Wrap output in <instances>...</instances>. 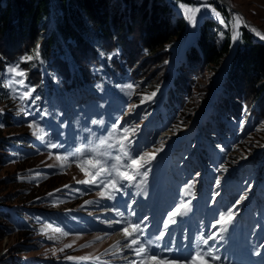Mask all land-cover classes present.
Listing matches in <instances>:
<instances>
[{
  "label": "rangeland",
  "instance_id": "rangeland-1",
  "mask_svg": "<svg viewBox=\"0 0 264 264\" xmlns=\"http://www.w3.org/2000/svg\"><path fill=\"white\" fill-rule=\"evenodd\" d=\"M163 1L170 6L172 19L182 18L185 26L175 42L168 44L158 55L152 56L142 50L138 25L134 24L137 31L133 33H128L125 28L118 31L120 45L123 46L125 53L128 55L130 64L134 65V69L140 64L141 67L139 69L145 76L144 78L148 77L151 83H157L159 88L154 96L142 93L146 89L142 90L140 87V83L144 78L139 75L138 77L134 76L136 77L134 79H127L116 85L115 88L120 98L122 100L124 98L130 100L129 102L126 101L125 104L120 103L123 106L112 102L109 97L104 98L102 90H90V92L84 91V93L77 91L75 100L68 99L70 112L68 109H60L59 103L49 111H34L31 113L33 104L30 98L24 101L23 104L18 98L19 94L26 89L15 86L16 91L13 92L7 86L9 77L5 69L8 66L3 67V76L0 78L3 85L8 87L9 92L6 99H0V111L8 115L15 114V117L20 115L23 123L17 127L1 128V136L12 137L16 134H24L27 137L31 136L33 142L29 146L20 145V152H16L14 157H10L9 150L11 146L6 148V156L10 158L0 166V208L12 211L23 226L22 231L16 232L13 230L9 235L1 237L0 260L4 258L11 261L22 259L25 262H29L28 264H63V261L69 260L67 257H103L111 259L112 262H114V259L118 260L125 257L124 253L119 257L114 256V258L110 255V251L112 253L116 251L115 247H113L117 245L115 243L117 240L116 235L105 237L95 231L97 225L101 227L102 224L108 222L106 211L103 208L105 200L99 195V192H94L90 184L78 183V181L84 180L85 176L76 167L77 161L70 155L76 148L86 149L97 146L99 140L107 137L117 122L119 125L117 137H119L124 128L130 130L129 138L131 143L128 144V151L132 156H138L145 152L155 154V158L145 166L148 175L152 174V177H154L161 158L162 160H169L175 153V164L170 161L169 167L172 175L175 167L179 165L186 177L191 182L197 183L199 179L198 167L200 161H202L208 166L210 173L208 175L213 178V181L216 180L215 192L218 197H221L224 191L231 194L232 204L237 208L235 210L231 209L234 214L240 213V209L245 204L244 202H246L250 193L255 194L251 202L253 203L252 211H255L254 208L261 205L264 212V180L261 175L264 168V155L260 156V151L255 150L258 147L252 149L248 155H244L240 146H235L234 148L230 146V148L224 149L219 144L215 148V151L218 152L216 156L219 153L225 157L235 156L238 165L236 168H240L238 171L221 169L220 173L216 175L211 167V161L217 165L218 159H214L213 154H211L208 137H214L218 133L215 124H221V122L214 120L212 122L214 129L209 125L210 122L207 124V121H210V112L215 111L214 107L219 102L218 91L220 85H222L226 63H223L218 71H214L211 65L209 68H200L198 62L193 61V59L188 63V57L186 56L187 50L196 45L203 22L208 20L217 23L222 31L220 42L224 37V32L230 30L232 34L230 22L234 15L242 17L244 25L248 22L251 29L254 28L264 34V0H223L228 6L220 3L219 0H182L185 4L196 5L203 3L215 9L229 23L227 29L219 23L209 7L202 9L197 16L195 26H193L185 19L179 9L180 0ZM222 9H225L228 13L227 18L222 16ZM51 26V21H49L48 26L40 32V35H44L51 29ZM239 32L241 35V28ZM252 33L254 34V32ZM239 39L234 42L233 46L239 43ZM105 42L108 47H112L108 39ZM16 49H19V46L8 45L5 41L1 42V50L10 59L13 58L11 51ZM141 50L142 52H140ZM73 51L77 56V62L83 67L82 71L84 74L94 75L99 73L97 66L99 60L96 59L91 50L79 46L75 47ZM110 56L112 57L113 54L110 53ZM131 56L138 62L134 64ZM1 57L0 55V59ZM63 63V57L60 54L55 55L51 60V79L57 86H61V80L67 73ZM0 65H2V62H0ZM20 67L24 69L22 66ZM168 73L170 79L166 80L165 76ZM175 75L178 78V86L176 95L173 96V93L172 95L168 94V88ZM34 77L35 74H33ZM183 80H192V89L188 95L194 103L190 125L175 134L163 129L156 133L158 127H154L152 131L148 132L146 127L149 117L155 111H150L151 107L149 105L157 104V107H159L161 101H157L155 98L160 94H166V96L172 98V103L180 104L185 95L184 92L187 85V82H183ZM26 84L32 87L29 83L26 82ZM129 84L133 85L132 89L127 88ZM145 96H151L152 98L143 100ZM259 100L258 109L262 111L261 98ZM262 102H264L263 99ZM83 106L86 107L83 108ZM20 107H24L29 114L25 115L20 112ZM117 108H120L121 111L118 112ZM15 111L17 112L15 113ZM67 115H70V117H67ZM92 121H102V123L93 124ZM30 122L37 123L45 130L44 140H40L32 134V131L27 126ZM52 122H56L57 125L55 124L54 126ZM198 126L202 128V136L200 141L196 139V144L195 135L198 132ZM219 130H221V126ZM254 134L251 137L264 134V123L257 128ZM251 137L249 136L244 140V143L255 139ZM139 139H141L140 146L137 149H133L132 147L136 145ZM52 143L61 145L58 150H64L62 155H69L66 167H60V164L64 162L55 159L60 154L56 155L54 149L49 147ZM108 143L115 144V138L109 140ZM177 144L180 148L179 152H175ZM169 146H171V150L168 149ZM117 149L118 146L117 148L105 147L101 151L110 152L112 156H116L119 155ZM182 152L184 155H182ZM90 156L91 153L85 152L83 157L87 159ZM144 170L142 169L141 171ZM143 178L145 177L141 176L136 179L140 186L138 190L140 193L144 192V190L142 191L145 186ZM228 178H231L233 182L237 180L239 183L242 182V189L238 191V188L232 183L231 191H229L230 187L226 185ZM158 179L155 185L158 183ZM208 181L210 180L208 179ZM256 182L261 183V185L255 188ZM76 187H80V190H77ZM147 188L148 186H146L145 190ZM237 201L239 202L237 203ZM260 217L264 218V214H261ZM254 220L257 230L255 240L260 241V235L264 230V222L257 221L255 218ZM56 229H59V231H56ZM97 237H101V239H97ZM88 244H91V246L82 247V245ZM66 245L71 246L65 247ZM16 247L22 248L19 254L15 253ZM107 248L110 250H107ZM53 252H55V255H53ZM127 260L130 263V259L127 258Z\"/></svg>",
  "mask_w": 264,
  "mask_h": 264
},
{
  "label": "trees",
  "instance_id": "trees-1",
  "mask_svg": "<svg viewBox=\"0 0 264 264\" xmlns=\"http://www.w3.org/2000/svg\"><path fill=\"white\" fill-rule=\"evenodd\" d=\"M221 14L227 18L225 9H222ZM49 21L52 24L51 29L40 35ZM134 24L139 28L142 50L152 56L158 55L168 44L174 43L185 26L182 18L172 19V10L163 0H0V77L3 76V67L15 63L21 57L34 55L39 46L38 60L20 64L26 70V82L35 88L30 98L31 102L35 101L32 102L31 113L49 111L59 103L60 109L67 110L70 108L68 99L75 100L77 91L84 93L102 90L103 93L118 98L116 85L139 75L141 78L145 77L139 69L140 64L136 69L130 64L129 57L119 42L118 31L125 28L128 33H133L137 31ZM241 31L239 43L233 46L230 30L224 32L220 42L222 31L217 23L205 21L196 45L187 50L186 56L188 63L193 59L198 62L200 68H209L211 65L214 71H218L222 64L226 63V71L218 91L219 102L214 107L215 111L210 112V121H207V124L210 122L211 128L216 127L218 130L214 137H208L209 148L215 151L219 144L224 148L232 144L233 148L240 146L242 153L248 155L252 149L258 147L255 150L260 151V156H263L264 134L251 136L255 135L257 128L264 123V44L256 41L245 26L241 27ZM107 39L112 47L107 46ZM2 41L8 45L19 46V49L11 51L13 58H8L1 50ZM79 46L91 50L99 60V73L84 74L83 67L77 62L73 51ZM110 53L113 56L108 59ZM58 54L62 55L67 71L65 79L61 80V86L52 81L50 74L51 60ZM131 57L134 64L138 62ZM165 78L170 79L169 73ZM148 79L146 77L140 83L142 90L146 89L142 93H157V83H151ZM171 81L168 94L173 93L175 96L177 76ZM183 82H187V85L180 104L172 103L171 97L160 94L155 100L161 101V105H149L150 111L155 110L151 122L163 125L172 134L183 131L191 123L194 103L188 95L192 89V80ZM8 92V87L3 85L0 78V99H6ZM259 98L263 105L262 111L258 109ZM214 120L220 121L221 124H215L214 127ZM22 123L20 115L15 117V114L8 115L0 111V166L10 157H14L16 152H20V145L29 146L33 142L31 136L24 134L1 136V128L17 127ZM249 136L255 139L244 143ZM10 146L11 156L7 157L5 149ZM223 158L221 169L229 171L238 166L235 156ZM262 177L264 178V168ZM22 228L18 217H15L12 211L0 208V239L13 230L22 231ZM21 249L16 247L15 253L19 254ZM28 263L22 259L0 260V264Z\"/></svg>",
  "mask_w": 264,
  "mask_h": 264
},
{
  "label": "snow or ice",
  "instance_id": "snow-or-ice-1",
  "mask_svg": "<svg viewBox=\"0 0 264 264\" xmlns=\"http://www.w3.org/2000/svg\"><path fill=\"white\" fill-rule=\"evenodd\" d=\"M178 7L180 11L183 13L185 19L189 21L193 26H195L197 22V16L201 13L204 7H209L212 14L216 17L221 25H224L227 29L229 27V23H227L217 12L215 9H212L210 6L201 4L189 5L185 4L180 0ZM244 25L243 18L239 15H234L232 17V21L230 22V27L232 31L231 40L236 42L240 38L239 29ZM252 32L256 34L259 39L264 40V34H261L258 30L252 28L250 29ZM40 58L39 46L35 50L34 55H27L21 57L20 60L15 63L9 65L5 72L7 73L9 79L7 81V86L12 89L13 92L16 91L15 86H19L20 88L26 89L25 91L19 94V100L23 104L24 101L28 100L32 97L35 88L30 87L26 84V70L20 67V64L30 62L34 59L38 60ZM111 59V56L107 57ZM128 89H132L133 85H127ZM155 93H152L154 96ZM151 96L143 97V100H150ZM38 99V97H36ZM35 103V101H32ZM143 102V101H142ZM20 112H23L25 115L29 113L25 110L24 107L19 108ZM46 114V113H45ZM93 124L102 123V121H92ZM2 126V125H0ZM28 128L32 131L34 136H37L38 139H45V130L40 127L35 122L28 123ZM118 122L114 125L109 132L107 137L101 138L99 140V144L97 146H93L90 148H76L73 153L70 155L74 157L77 161L76 167L84 174L85 179L82 181H78V183L83 184H92L97 187H101L102 190L99 192V195L105 199H114L113 193H118L122 190L123 187L132 185L136 181L137 177L147 175V170L145 168L146 164L150 163L151 160L155 158V154H149L145 152L144 154L138 156H132L128 151V144L131 143L129 138L130 130L128 128H124L120 133L119 137H117V128ZM134 132V130H132ZM115 138V144L108 143L109 140ZM56 143H52L49 145L50 148L56 149L60 147ZM119 155L112 156L110 152L101 151V149L107 148H117ZM159 151V150H157ZM85 152L91 153V156L87 159H80L85 155ZM57 161H63L64 163L60 164V167H66L67 161L69 160V155H57L55 157ZM110 161H113L110 163ZM145 169L144 171H141ZM126 182V183H122ZM218 183V181H217ZM139 186V185H136ZM187 194V190H185V195ZM243 199V197H241ZM239 201H237L238 203ZM187 209V205L185 203H180L177 205L168 215V219L164 221L165 229L168 227L169 222L175 223V217L182 214ZM233 219V212L231 209L228 210L227 214H221L219 220H217L212 227H216L217 224L221 225L220 232L213 233L207 237H201L203 243L205 245L208 244L209 239H216L220 233L227 231L224 225L231 223ZM119 223V221H117ZM59 231V229H56ZM144 229L140 224L134 223L129 224L128 226L122 229V234L124 236L126 244L123 245V249L130 250L135 257L136 260L130 261V264H171L170 261L165 258H161L159 255L151 253L150 249L154 244V240H142L141 237L143 235ZM165 233L161 232L158 236L155 237V240H162L164 238ZM97 239H101V237H97ZM119 244V242H117ZM71 245H66L65 247H70ZM91 244L82 245V247H90ZM159 247V245H156ZM116 247V246H113ZM170 250V249H168ZM107 251V250H106ZM122 254V249L117 247L114 255L120 256ZM55 255V252H53ZM69 260L78 259V260H99V257H67ZM127 259V257H125ZM221 257L218 254H214L212 250L208 251H196L191 254L189 258H187L185 264H214L215 261L220 260Z\"/></svg>",
  "mask_w": 264,
  "mask_h": 264
},
{
  "label": "water",
  "instance_id": "water-1",
  "mask_svg": "<svg viewBox=\"0 0 264 264\" xmlns=\"http://www.w3.org/2000/svg\"><path fill=\"white\" fill-rule=\"evenodd\" d=\"M219 1H220V3H222V4L228 6V4L225 3L223 0H219ZM246 25H247V26H245V27L247 28L248 33H250L256 41L261 42V43L264 44V40L259 39V37H256L255 34H253V33L251 32V30H250L251 28H250V26L248 25V22H246Z\"/></svg>",
  "mask_w": 264,
  "mask_h": 264
},
{
  "label": "bare ground",
  "instance_id": "bare-ground-1",
  "mask_svg": "<svg viewBox=\"0 0 264 264\" xmlns=\"http://www.w3.org/2000/svg\"><path fill=\"white\" fill-rule=\"evenodd\" d=\"M251 32H252V31H251ZM254 34H255V33H254ZM255 36H256V34H255ZM168 149L171 150V149H172L171 146H169ZM161 176H162V175L160 174V175H159V179H158L159 181H158V183L156 184V186H158V184H159V182H160V179H161ZM153 194H154V193H153ZM153 194H152V195H153ZM152 195H151V196H152ZM151 196H148L147 198H149V197H151ZM152 218H153V217H152Z\"/></svg>",
  "mask_w": 264,
  "mask_h": 264
}]
</instances>
